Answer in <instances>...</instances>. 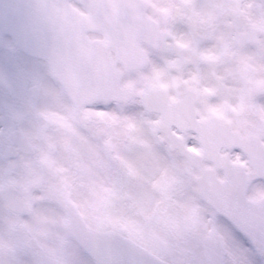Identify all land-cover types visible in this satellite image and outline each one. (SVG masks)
<instances>
[{"label":"snow or ice","instance_id":"obj_1","mask_svg":"<svg viewBox=\"0 0 264 264\" xmlns=\"http://www.w3.org/2000/svg\"><path fill=\"white\" fill-rule=\"evenodd\" d=\"M78 7L0 20V264H264V0Z\"/></svg>","mask_w":264,"mask_h":264},{"label":"water","instance_id":"obj_2","mask_svg":"<svg viewBox=\"0 0 264 264\" xmlns=\"http://www.w3.org/2000/svg\"><path fill=\"white\" fill-rule=\"evenodd\" d=\"M8 1V0H7ZM4 2V3H0V5H6L8 2ZM11 10V9H10ZM9 10L8 6H2V9L0 10V20H2L3 18L7 17V16H11L13 14H15L18 10Z\"/></svg>","mask_w":264,"mask_h":264}]
</instances>
